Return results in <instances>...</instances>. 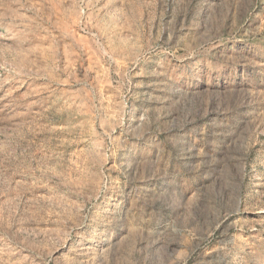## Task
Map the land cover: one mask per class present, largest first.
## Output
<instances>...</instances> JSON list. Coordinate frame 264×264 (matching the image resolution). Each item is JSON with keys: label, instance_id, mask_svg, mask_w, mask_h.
<instances>
[{"label": "rangeland", "instance_id": "1", "mask_svg": "<svg viewBox=\"0 0 264 264\" xmlns=\"http://www.w3.org/2000/svg\"><path fill=\"white\" fill-rule=\"evenodd\" d=\"M0 264H264V0H0Z\"/></svg>", "mask_w": 264, "mask_h": 264}]
</instances>
